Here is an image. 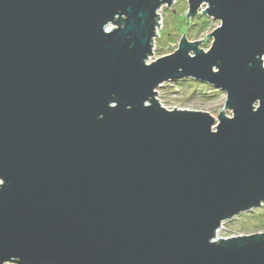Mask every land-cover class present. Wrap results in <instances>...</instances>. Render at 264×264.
<instances>
[{
	"label": "water",
	"instance_id": "95a60500",
	"mask_svg": "<svg viewBox=\"0 0 264 264\" xmlns=\"http://www.w3.org/2000/svg\"><path fill=\"white\" fill-rule=\"evenodd\" d=\"M173 1L0 0V264H264V234L214 242L264 202V0H186L210 49L148 65ZM184 79L231 116L161 107Z\"/></svg>",
	"mask_w": 264,
	"mask_h": 264
},
{
	"label": "rangeland",
	"instance_id": "374dc122",
	"mask_svg": "<svg viewBox=\"0 0 264 264\" xmlns=\"http://www.w3.org/2000/svg\"><path fill=\"white\" fill-rule=\"evenodd\" d=\"M206 8L207 5H202L194 16H188L186 23L189 14L186 0H174L168 8L163 6L158 15L160 23L153 42V52L147 64L174 54L183 36L190 43L202 41L198 48L207 52L212 44L208 35L220 26V22L206 16L203 13ZM114 27L110 25L109 29ZM262 62L264 67V57ZM156 100L167 111H173L175 108V111L205 112L216 121L222 110L226 116H231L230 112L224 109L226 96L222 91L193 79L164 83L157 89ZM252 234H264V202L258 208L223 222L216 232L215 240Z\"/></svg>",
	"mask_w": 264,
	"mask_h": 264
},
{
	"label": "bare ground",
	"instance_id": "6f19581e",
	"mask_svg": "<svg viewBox=\"0 0 264 264\" xmlns=\"http://www.w3.org/2000/svg\"><path fill=\"white\" fill-rule=\"evenodd\" d=\"M165 7H167L168 8V6H166V5H164ZM163 7V6H162ZM161 7V8H162ZM160 8V9H161ZM160 9L157 11V15H159V11H160ZM220 22V24H221V21H219ZM156 23H160V20L159 19H156ZM156 26V29H155V35H156V33H158V26L157 25H155ZM157 37V36H156ZM155 40V39H154ZM190 56H192V57H194V54L193 53H190ZM215 127V126H214ZM221 240V239H220ZM217 240H214V242H216Z\"/></svg>",
	"mask_w": 264,
	"mask_h": 264
}]
</instances>
